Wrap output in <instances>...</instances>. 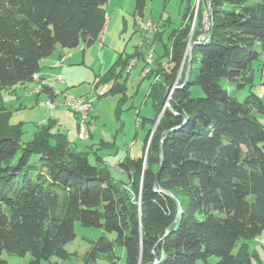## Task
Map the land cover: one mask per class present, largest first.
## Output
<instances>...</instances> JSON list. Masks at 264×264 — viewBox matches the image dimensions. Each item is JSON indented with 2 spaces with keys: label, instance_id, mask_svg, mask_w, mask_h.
<instances>
[{
  "label": "trees",
  "instance_id": "1",
  "mask_svg": "<svg viewBox=\"0 0 264 264\" xmlns=\"http://www.w3.org/2000/svg\"><path fill=\"white\" fill-rule=\"evenodd\" d=\"M150 1L136 0L139 16ZM108 2L0 0V264H8L4 252L29 255L28 264L70 259L66 246L76 239V222L115 235L95 242L93 258L112 254L118 245L127 264H208L213 257L216 264H254L258 257L248 241L264 230V122L257 118L264 117V100L251 90L240 102L221 81L237 91L251 88L257 64L264 90V0H212V15L201 0L193 40L209 37L206 21L213 22L212 39L194 47L189 80L173 92L154 133L168 86L161 96L151 86L159 98L156 118L143 154L118 165L127 181L91 164L89 153L79 151L52 119L30 142L23 140L22 123H10L1 92L34 82L41 62L59 48L88 49L100 42ZM187 17L188 9L170 37L172 67L161 70L169 86L180 74L191 34ZM126 64L117 62L97 76V87L112 84L102 97L125 93ZM151 70L146 78L155 74ZM196 86L200 98L192 97ZM41 90L55 99L52 89Z\"/></svg>",
  "mask_w": 264,
  "mask_h": 264
},
{
  "label": "rangeland",
  "instance_id": "2",
  "mask_svg": "<svg viewBox=\"0 0 264 264\" xmlns=\"http://www.w3.org/2000/svg\"><path fill=\"white\" fill-rule=\"evenodd\" d=\"M200 3L201 0H151L144 16L141 17L136 13V0H109L107 5L108 23L103 40L87 49L86 52H83L84 47L81 45L63 53L62 57L67 55L69 57L65 58L63 63H61L62 57H60L57 65L49 68L45 73L46 82L43 81L45 84L43 87L53 90L55 99L51 101L57 102L54 114L46 104L50 100L48 93L41 90L38 95L28 96L30 92L32 94L38 89L39 84H35V82L28 83L26 91L23 87L17 86L1 92L2 106L12 113L10 120L24 122V142H30L37 129L52 119L56 123H61L62 126L59 129L72 143L77 144L79 151L89 153L91 164L99 167L98 160L102 158L109 165L107 166L103 162L102 166L108 168L113 178L120 181L123 176L117 170V164L124 161L128 154L137 158L143 154L145 139L152 124L155 104L153 96H150L151 86L154 84L157 87L160 92L159 96H161L163 88L169 87L161 70L165 68L170 70L172 67V40L170 37L173 31L182 27L183 17L188 9L185 24L191 28V34L185 46L183 68L174 83L178 82L179 85L183 77L185 78L189 61V47L195 42L193 40L194 26L196 20L201 17ZM206 9L208 11V8ZM209 26L210 23L206 21V30ZM191 36L192 40L189 43ZM151 52H154L152 68L157 72L153 75L156 82L153 79L142 78L143 71H146L148 67L147 60L152 54ZM186 55L187 57H185ZM126 60L127 64L123 67L125 72L122 78L126 87L125 93L102 97L103 89L106 87L110 89L112 84L106 87L101 85L97 87V76L107 74L117 62ZM130 67L132 68L130 69ZM120 71H122L121 68L117 70V73ZM254 73V86L246 88L244 91H237L225 79L221 81V85L240 102L245 100L251 90L264 100L261 72L257 64L254 66ZM191 92L193 98H200L204 95L198 86L193 87ZM172 95L173 93L169 96V104ZM82 96H88V99L90 98L89 100L93 103L91 115L94 118L92 119L91 133L94 134V137L92 140H90L91 138L84 139L81 136L79 132L80 119L66 107L68 101ZM168 103L164 106H167ZM168 107L170 108V105ZM138 117L142 119L140 123H138ZM257 118L264 122L263 116L257 115ZM158 121L153 127V133L160 122ZM71 133L74 134L72 138H70ZM92 144L101 145L92 146ZM105 144H109L112 148L107 147L109 149L100 152L108 146ZM75 230L76 239L66 246V251L71 254V258L62 260L56 256L44 264H127L125 250L118 245L115 246L112 254H99L96 258L91 255L95 242L100 237L107 235L113 239L115 235L105 233L104 230L98 228H85L79 222H76ZM2 259L8 264H28L30 256L22 258L4 252ZM213 259L215 261L217 258L213 257ZM209 264L213 263L209 262Z\"/></svg>",
  "mask_w": 264,
  "mask_h": 264
},
{
  "label": "crops",
  "instance_id": "3",
  "mask_svg": "<svg viewBox=\"0 0 264 264\" xmlns=\"http://www.w3.org/2000/svg\"><path fill=\"white\" fill-rule=\"evenodd\" d=\"M103 40V38L101 39V41ZM102 45V44H101ZM83 46V45H82ZM84 47V46H83ZM101 48L103 47V46H100ZM89 49V48H88ZM86 50L87 49H85V47L83 48V52H86ZM69 51H71V50H62L61 48H59L51 57H49V58H47V59H45V60H43L42 62H41V72H40V74H37V76H38V80H34V82H35V84L37 83V84H39L41 81H44V82H46V80H45V73H47L48 72V69L49 68H53V66H56L57 65V63H58V60H59V58L60 57H62V54L63 53H65V52H69ZM69 57V55H67V56H65V57H62L61 58V63H63L64 61H65V58H68ZM156 72V71H155ZM144 73V72H143ZM156 74H157V72H156ZM144 76H142V78H143ZM144 79V78H143ZM146 79H153L154 80V82H156V79L154 78V76H152V77H150V78H146ZM39 80H40V82H39ZM38 81V82H37ZM97 82V81H96ZM28 84V83H27ZM27 84H24V85H18L19 87H23L24 88V90L26 91L28 88H27ZM35 86H38V85H35ZM17 87V86H16ZM15 87V88H16ZM27 88V89H26ZM107 88V87H106ZM97 90V89H96ZM31 95H38V93L36 92V90L31 94V92L29 93V95L28 96H31ZM150 96L152 97L153 95H151V92H150ZM58 97V96H57ZM83 97H87L88 98V96H82V97H78V98H83ZM18 98H20V97H18ZM90 99V98H89ZM153 99H154V106H153V119H155L156 118V114H157V109H156V104H157V101H158V99H156V98H154V96H153ZM56 100H57V98H56ZM55 103H57V102H55ZM65 104V103H64ZM66 106V105H65ZM55 110H56V108H55ZM54 110V111H55ZM12 114V113H11ZM53 114H54V112H53ZM160 117V116H159ZM94 117L90 114V118H89V121H90V134H91V139L90 140H92L93 139V137H94V134L93 133H91V130H92V119H93ZM152 119V120H153ZM142 121V119L141 118H139L138 117V123H140ZM10 123L12 124V125H18V124H24V122H22V121H19L18 120V122L17 121H15V122H12L11 120H10ZM57 125H58V127H61L62 125H61V123H57ZM152 129V125H151V127H150V129H149V131ZM149 131H148V133H149ZM147 133V134H148ZM73 133H71V136H70V138H72L73 137ZM147 137V136H146ZM75 144V143H74ZM102 144V143H101ZM101 144H92V146H96V145H101ZM75 145H77V144H75ZM108 146H106L105 148H103L100 152H102V151H104V150H106V149H109V148H107V147H110V148H112V146H110L109 144H107ZM92 146H90V147H92ZM89 147V148H90ZM141 156V155H140ZM139 156V157H140ZM127 157H131V158H137V157H132L131 156V154H128L127 155ZM126 157V158H127ZM107 166H109L108 165V163H107V161H105V160H103L102 158H100ZM122 162V161H121ZM120 162V163H121ZM104 163L103 164H100L101 166L102 165H104ZM118 165H119V163L117 164V166H116V168H117V170L121 173V175L123 176L122 178H121V180L120 181H127V177H126V175L118 168ZM103 167V166H102ZM108 169V168H107ZM109 170V169H108ZM111 174V173H110ZM111 176H112V174H111ZM113 177V176H112ZM124 177L126 178L125 180H124ZM248 246H249V251L251 252V253H256L257 254V257H258V259L255 261V263L254 264H264V230H263V232H262V234L258 237V238H255V239H252V240H250V241H248ZM209 262H212L213 264H216L217 263V259H215V261H214V259L213 258H211L210 260H209ZM209 262H208V264H209ZM114 264V263H113Z\"/></svg>",
  "mask_w": 264,
  "mask_h": 264
},
{
  "label": "water",
  "instance_id": "4",
  "mask_svg": "<svg viewBox=\"0 0 264 264\" xmlns=\"http://www.w3.org/2000/svg\"><path fill=\"white\" fill-rule=\"evenodd\" d=\"M207 8H208L209 14L212 15V0H207ZM210 25H211V33H210L209 37H208L207 39H206V38H204V39L201 38L199 41L194 42V43H192V44L190 45V47H189V51H190V53L188 54V55H189V61H188V64H187V69H186V74H185L184 81L182 82L181 85H178V82H176V83L170 85V86L165 90L164 95H163V105H165V104L168 102V99H169V96H170L171 93H173V92H174L175 90H177V89H181V88H183V87L186 86V84H187V82H188V80H189L190 69H191V65H192V50H193L194 47H196V46H201V45H203V44L209 42V41L212 39L213 22H212ZM191 40H192V36H191L190 39H189V43L191 42ZM185 57H187V55H186ZM182 68H183V65H182ZM182 68H181V70H182ZM170 111H171L174 115H177L172 109H171ZM161 118H162V115L159 117V121H160ZM184 120L186 121V117H184ZM159 121H158V122H159ZM156 126H157V125H156ZM155 128H156V127H155ZM162 138H164V135H163ZM148 153H149V149H147L146 154H148ZM159 157H160V167H159L158 172L156 173V177H155V180H154V183H153V186H154V189H155V190H158V178H159V174H160V172H161V170H162V162H163V159H162V147L160 148ZM166 194H167V193H166ZM167 195L173 197V196L170 195V194H167ZM175 201H176L177 206H178V210H179V214H178V216H179V215L181 214V207H180L179 202H178L176 199H175ZM172 228H173V225H172L170 228H168L167 233H169V232L172 230ZM154 255H155V254H154ZM157 260H158V258H157V256L155 255V262H156ZM154 264H155V263H154Z\"/></svg>",
  "mask_w": 264,
  "mask_h": 264
},
{
  "label": "built area",
  "instance_id": "5",
  "mask_svg": "<svg viewBox=\"0 0 264 264\" xmlns=\"http://www.w3.org/2000/svg\"><path fill=\"white\" fill-rule=\"evenodd\" d=\"M206 17H208V14H206ZM208 28L209 27H207V30H208ZM151 53L154 54V52H151ZM46 104L50 107V109L53 113L56 107H51V100L47 101ZM92 105H93V103H87V97H83V98H76V103H72V104L66 106L73 113H78V117L81 121L82 136H89L90 135L89 118H90V114H91V110H92Z\"/></svg>",
  "mask_w": 264,
  "mask_h": 264
},
{
  "label": "bare ground",
  "instance_id": "6",
  "mask_svg": "<svg viewBox=\"0 0 264 264\" xmlns=\"http://www.w3.org/2000/svg\"><path fill=\"white\" fill-rule=\"evenodd\" d=\"M150 26V25H149ZM102 38H103V36H102ZM101 38V39H102ZM148 67L146 68V71H144V78L145 77H147L149 74H150V72H151V69H152V65H153V62H154V60H153V53L150 55V57H148ZM133 67V66H132ZM132 67H130V69L132 68ZM39 78H38V76L37 75H35L34 76V80H38ZM38 82V81H37ZM39 82H40V80H39ZM45 84H44V82L43 81H41L40 83H39V87H38V89L36 90V92L37 93H40V91H41V89H42V87L44 86ZM106 89L107 88H104L103 89V94L105 93V91H106ZM172 98V97H171ZM72 103H76V99H72V100H70V101H68L67 103H66V105L68 106V105H70V104H72ZM87 103H91V101L87 98ZM168 103V102H167ZM168 105H170L169 103L167 104V106H164L163 108H162V113L160 114V116L162 115V117H163V115H164V112H165V109H169V107H168ZM51 107H55V103L54 102H52L51 101ZM164 109V110H163ZM167 109V110H168ZM75 115H77L78 116V113H75ZM79 118V117H78ZM80 134H81V136H82V127H81V121H80ZM84 139H89L90 137L89 136H82Z\"/></svg>",
  "mask_w": 264,
  "mask_h": 264
}]
</instances>
